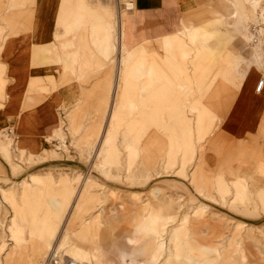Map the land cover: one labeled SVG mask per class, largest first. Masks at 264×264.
I'll return each instance as SVG.
<instances>
[{
  "label": "rangeland",
  "instance_id": "1",
  "mask_svg": "<svg viewBox=\"0 0 264 264\" xmlns=\"http://www.w3.org/2000/svg\"><path fill=\"white\" fill-rule=\"evenodd\" d=\"M36 1L0 0V50L30 24ZM90 1L109 5L88 13L92 46L109 65L104 93L58 92L56 77L25 61L35 44L13 70L1 57L0 264H43L74 245L91 264H264V124L241 140L220 125L248 70L264 74V38L250 47L246 31L262 0H184L180 27L147 44L129 35L140 0L120 13L113 0ZM68 3L57 20L66 35L82 26V14L69 24ZM77 62L62 64L75 79ZM21 109L32 112L27 126ZM40 109L53 115L47 127ZM202 116L219 119L212 135Z\"/></svg>",
  "mask_w": 264,
  "mask_h": 264
},
{
  "label": "crops",
  "instance_id": "2",
  "mask_svg": "<svg viewBox=\"0 0 264 264\" xmlns=\"http://www.w3.org/2000/svg\"><path fill=\"white\" fill-rule=\"evenodd\" d=\"M42 1L37 0L34 4V9L31 11L30 24L21 29L16 28L14 33L8 35L0 50V60L1 57L5 58V64L13 70L23 65L25 49L35 44L36 53L32 55L33 53L27 49L25 61L29 63V67L35 66V74L42 79L49 74L56 77L58 92H65L64 89L70 87V93L75 94L77 101L85 100V94L92 92L93 87H95L94 92L104 93L105 79L110 75L108 72L109 65L92 46L95 41L90 38L91 19L88 13L92 12V9L99 12L108 9L109 5L105 3L98 6L90 0H84V8L82 10L76 3L77 0H69L65 10V13L69 14V24L75 22L76 14H82V26H79L78 29L69 28V32L67 31L68 35H66L64 28L57 25L63 0H51V6L46 9L43 8ZM185 3L184 0H140L139 8L130 13L129 35L131 40L134 41L131 43H153L159 41L165 34L174 33L176 28L181 25ZM45 13L47 16H44ZM48 14L51 19L50 26L47 24L49 22ZM113 26L116 29V22H114ZM57 36L58 38H56ZM46 46L50 47V54L45 53L42 49V47ZM72 55L77 56L78 62L75 65V71L76 76L80 77L79 79H75V75L64 71L62 68L63 61H69ZM48 60L52 62V65L47 64ZM55 61H58L57 65L54 63ZM10 76L11 79H16L18 74L11 72ZM260 79H264L263 72L258 68L249 69L239 90L235 92L220 122L222 130L228 138L234 140L248 138L256 134L262 124H264V86L259 92L256 90ZM18 87L16 89L18 90L17 93L22 92L21 85H18ZM42 87H48V84H43ZM24 94H26V91H24ZM66 100L72 103L74 96H66ZM15 101L16 103L20 102L19 99ZM47 111L45 112L47 113ZM45 112L42 110L40 128L47 127L53 121L51 111H49L51 113L50 118L45 116ZM30 114L32 112H28L26 109L19 111L18 115H20L21 125L27 126ZM6 118L8 119V125L11 123L15 124V115L12 110L7 112ZM218 121L219 119L214 120L203 117L198 124L203 126L210 125L212 135L214 128L218 127ZM2 122L0 119V125H2ZM203 139L199 137V140L203 141ZM192 179L194 181V177ZM221 183L223 182H219L218 189L220 187L225 188Z\"/></svg>",
  "mask_w": 264,
  "mask_h": 264
},
{
  "label": "built area",
  "instance_id": "3",
  "mask_svg": "<svg viewBox=\"0 0 264 264\" xmlns=\"http://www.w3.org/2000/svg\"><path fill=\"white\" fill-rule=\"evenodd\" d=\"M110 1V0H102ZM118 8L119 13L123 11H132L131 4L133 0H128L125 3L120 2V0H113ZM247 36L248 44L250 47H258L264 38V0L261 1L259 9L255 12L253 18L247 24ZM264 86V79H260L257 83L256 90L259 92ZM43 264H80L66 258L64 256H51L46 259Z\"/></svg>",
  "mask_w": 264,
  "mask_h": 264
},
{
  "label": "bare ground",
  "instance_id": "4",
  "mask_svg": "<svg viewBox=\"0 0 264 264\" xmlns=\"http://www.w3.org/2000/svg\"><path fill=\"white\" fill-rule=\"evenodd\" d=\"M229 1V0H228ZM253 1V0H252ZM252 3V2H251ZM253 4H256V2H254ZM253 6H255V5H253ZM252 6V7H253ZM131 8H132V10L134 9V7H133V5L131 4ZM127 52V51H126ZM104 145V144H103ZM94 163H95V165H99L100 163H99V161L98 160H94ZM88 182H90V178L87 176L86 177V180L84 181V183L86 184V183H88ZM84 184V186H86ZM83 192V190H81V192L80 193H82ZM165 230V227L163 228V231ZM163 233V232H162ZM64 235V234H63ZM180 229H175L173 232H172V234H171V236H170V241H171V243H172V245H173V248H174V253H173V255L172 256H178L177 254H176V246H177V242L178 241H180ZM64 239H65V236H63L62 237V242L64 241ZM131 242H135V238H131V239H129ZM61 243V242H60ZM60 243H59V245H60ZM63 246H64V244H61V249H63V252H64V249L65 248H63ZM53 255H55V256H60V257H62V256H64V257H66V258H69L70 260H72V261H74V262H76V261H78L77 263H82V264H91L90 262H91V260H92V256H91V254L90 253H88L87 251H85V250H83V249H81L78 245H74L73 246V248L70 250V251H68V252H64V253H62L61 251L59 252V251H57L56 249H54L53 251ZM153 254L154 253H152L151 252V257H153ZM53 255H51V256H53ZM69 256V257H68ZM123 256V255H122ZM171 257V256H170ZM48 258H50V256H48ZM47 258V259H48ZM45 262V261H44ZM165 264H169L168 263V261H166L165 262Z\"/></svg>",
  "mask_w": 264,
  "mask_h": 264
}]
</instances>
